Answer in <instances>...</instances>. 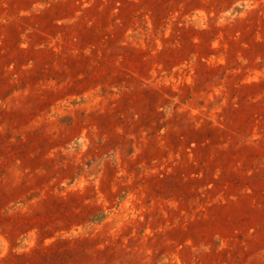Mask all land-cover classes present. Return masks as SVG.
I'll list each match as a JSON object with an SVG mask.
<instances>
[{
	"label": "rangeland",
	"instance_id": "1",
	"mask_svg": "<svg viewBox=\"0 0 264 264\" xmlns=\"http://www.w3.org/2000/svg\"><path fill=\"white\" fill-rule=\"evenodd\" d=\"M0 264H264V0H0Z\"/></svg>",
	"mask_w": 264,
	"mask_h": 264
}]
</instances>
